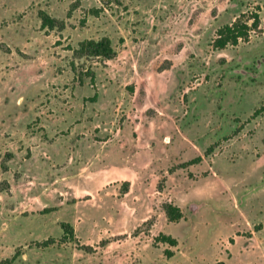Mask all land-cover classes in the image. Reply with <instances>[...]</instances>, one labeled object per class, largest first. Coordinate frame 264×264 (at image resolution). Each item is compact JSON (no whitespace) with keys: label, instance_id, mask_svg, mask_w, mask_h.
<instances>
[{"label":"rangeland","instance_id":"obj_1","mask_svg":"<svg viewBox=\"0 0 264 264\" xmlns=\"http://www.w3.org/2000/svg\"><path fill=\"white\" fill-rule=\"evenodd\" d=\"M242 14L259 27L215 50ZM105 36L114 59L74 54ZM251 58L264 0H0V264H264L224 250L264 246V73L234 72Z\"/></svg>","mask_w":264,"mask_h":264},{"label":"trees","instance_id":"obj_2","mask_svg":"<svg viewBox=\"0 0 264 264\" xmlns=\"http://www.w3.org/2000/svg\"><path fill=\"white\" fill-rule=\"evenodd\" d=\"M90 15L97 16L99 10L90 9ZM38 17L41 22L42 29H58L63 28V22L50 17L43 11L38 12ZM247 18V20H244ZM259 27V16L254 14L247 16L245 14L239 15L231 23L225 24L216 30V36L212 41L211 46L215 50H224L228 46H236L240 41H247L250 32L256 30ZM74 54L78 57L85 58H97L101 60H112L116 56V52L112 46V41L109 37H102L98 40L85 39L78 43L77 49H75ZM264 111V109H261ZM260 110L255 111L254 114L257 116ZM199 159H194L187 164L196 163ZM128 191V183H124L123 193ZM163 212L169 222H177L182 218L181 210L168 203L163 205ZM63 232L62 240L73 239L74 230L73 227L68 223H62L60 225ZM159 240L169 246H176L177 242L169 236L160 235ZM52 239L44 241L43 246H48Z\"/></svg>","mask_w":264,"mask_h":264},{"label":"crops","instance_id":"obj_3","mask_svg":"<svg viewBox=\"0 0 264 264\" xmlns=\"http://www.w3.org/2000/svg\"><path fill=\"white\" fill-rule=\"evenodd\" d=\"M9 136V135H8ZM25 139H27V140H25L23 143H28L29 142V138H25ZM1 142V141H0ZM124 166H125V164H124ZM251 173V172H250ZM127 183H128V188H129V190H128V192L131 190V187L133 186L132 185V183H130V180L128 179L127 181H126ZM239 184V183H238ZM239 186V185H238ZM244 187H245V185H244ZM251 191V190H250ZM249 191V192H250ZM126 193L127 192H125L123 195H126ZM248 194V192H246V193H244V195H247ZM245 199V198H244ZM244 199H242L241 200V202L239 203V202H237V200H236V197L235 196H233L232 198H230V204L232 205V206H234V207H237V210L238 211H240L242 208H243V200ZM191 203H189L188 205H187V209L189 210V205H190ZM173 205V204H172ZM175 206V205H174ZM176 207H178V206H176ZM179 208V207H178ZM180 209V208H179ZM181 210V209H180ZM182 212V211H181ZM227 243H229L230 244V248H229V246H227L226 244ZM226 244H224V250H225V252L227 251L230 255H231V257L233 256V254H250V253H253V252H258V254H261V255H264V246H252V245H238L237 244V241L235 240V235H231V237H229L228 238V242H227ZM230 257V258H231Z\"/></svg>","mask_w":264,"mask_h":264},{"label":"flooded vegetation","instance_id":"obj_4","mask_svg":"<svg viewBox=\"0 0 264 264\" xmlns=\"http://www.w3.org/2000/svg\"><path fill=\"white\" fill-rule=\"evenodd\" d=\"M251 59H247L246 62H244L245 65L247 66V70L240 69L238 72L237 70L234 71L237 74V77H239L240 81H247V82L250 81L251 82L254 79H256V77L261 76L264 73V59L261 60V62L260 61L255 62L254 59L252 60ZM239 96L240 95L238 93V97ZM226 102L229 104H232L233 100L229 99Z\"/></svg>","mask_w":264,"mask_h":264},{"label":"water","instance_id":"obj_5","mask_svg":"<svg viewBox=\"0 0 264 264\" xmlns=\"http://www.w3.org/2000/svg\"><path fill=\"white\" fill-rule=\"evenodd\" d=\"M200 206H201V205H198V204H195V203H191V204L189 205V208H191V209L193 210V213H195L196 211L199 210Z\"/></svg>","mask_w":264,"mask_h":264}]
</instances>
